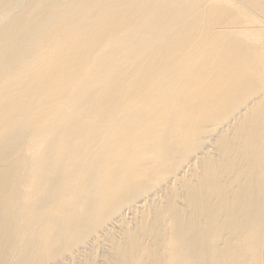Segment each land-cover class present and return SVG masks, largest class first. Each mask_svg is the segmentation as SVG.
I'll list each match as a JSON object with an SVG mask.
<instances>
[{"label": "bare ground", "instance_id": "bare-ground-1", "mask_svg": "<svg viewBox=\"0 0 264 264\" xmlns=\"http://www.w3.org/2000/svg\"><path fill=\"white\" fill-rule=\"evenodd\" d=\"M0 264H264V0H0Z\"/></svg>", "mask_w": 264, "mask_h": 264}]
</instances>
